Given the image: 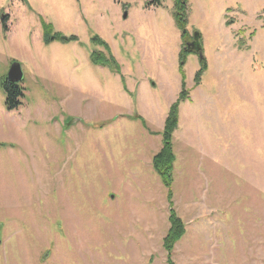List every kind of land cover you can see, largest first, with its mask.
<instances>
[{
	"label": "rangeland",
	"instance_id": "374dc122",
	"mask_svg": "<svg viewBox=\"0 0 264 264\" xmlns=\"http://www.w3.org/2000/svg\"><path fill=\"white\" fill-rule=\"evenodd\" d=\"M173 5L0 0V264H167L151 158L181 91ZM186 18L207 70L195 85L186 56L171 200L185 234L171 260L264 264V0H187ZM43 24L67 41L45 43ZM13 63L22 98L8 111Z\"/></svg>",
	"mask_w": 264,
	"mask_h": 264
},
{
	"label": "trees",
	"instance_id": "16d2710c",
	"mask_svg": "<svg viewBox=\"0 0 264 264\" xmlns=\"http://www.w3.org/2000/svg\"><path fill=\"white\" fill-rule=\"evenodd\" d=\"M173 18L175 24L179 31L181 32L180 38L183 40L190 39L188 36L187 31L185 30L187 26V18H186V4L187 0H173ZM155 4L158 5V0H155ZM4 24V23H3ZM44 32H43V40L45 43L52 42L56 39L61 41H67L66 37H62L58 34L51 35L50 25H42ZM4 28V27H3ZM74 39V38H70ZM69 40V39H68ZM94 43H97L104 47L106 51H108V45L104 42L99 41L98 39H93ZM188 54H195L194 52L188 51L185 47H182V50L179 53V74L181 77V91L178 94V98L170 105L168 109V113L166 115L164 126L162 131L160 132L161 135V146L159 150L152 156L151 158V167L154 173L159 177L162 187L165 190V198L168 202V229L166 234L162 239V248L166 253V262L167 264H173L171 260L172 251L176 243H178L185 234V227L182 220L177 216L176 212L172 208V185H173V172H174V163H175V154L173 152V132L177 128L178 125V109L180 102L186 99V91H185V84H184V72L183 66L185 64V58ZM91 60L96 65H107V63L113 62V57L104 58L103 54L101 53H93L91 55ZM200 68L196 71L194 75V83L198 85L201 80V76L204 71L207 70V66L205 64L204 58L199 59ZM110 68V67H109ZM2 89L4 90L6 97H5V107L8 111H12L17 109L21 103L20 99L22 98V93L15 83H10L4 81L2 84ZM135 119L141 121L143 126H145L144 121L139 116H135Z\"/></svg>",
	"mask_w": 264,
	"mask_h": 264
},
{
	"label": "water",
	"instance_id": "95a60500",
	"mask_svg": "<svg viewBox=\"0 0 264 264\" xmlns=\"http://www.w3.org/2000/svg\"><path fill=\"white\" fill-rule=\"evenodd\" d=\"M185 49L197 54L199 59H202V48L199 41V35L195 33L192 36V41L189 44L185 45ZM23 78V74L20 66L17 63H13L7 72V80L10 83H18Z\"/></svg>",
	"mask_w": 264,
	"mask_h": 264
},
{
	"label": "flooded vegetation",
	"instance_id": "af4514ba",
	"mask_svg": "<svg viewBox=\"0 0 264 264\" xmlns=\"http://www.w3.org/2000/svg\"><path fill=\"white\" fill-rule=\"evenodd\" d=\"M191 41H192V38H190L189 40H185V41H184V44H183V45H184L183 48L185 47L186 44L191 43Z\"/></svg>",
	"mask_w": 264,
	"mask_h": 264
}]
</instances>
